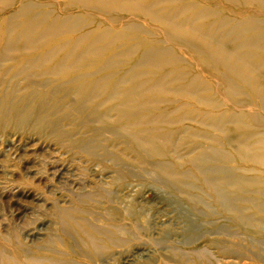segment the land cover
<instances>
[{"label":"rangeland","instance_id":"rangeland-1","mask_svg":"<svg viewBox=\"0 0 264 264\" xmlns=\"http://www.w3.org/2000/svg\"><path fill=\"white\" fill-rule=\"evenodd\" d=\"M39 1L51 3L47 8L54 9L52 15L59 14L60 4L66 3ZM210 1L216 9H224L222 1ZM262 1L260 13L263 15L260 16L264 18ZM196 2L209 3L208 0ZM252 6L249 4L246 8ZM13 9H3L0 17ZM65 11L84 15L88 19L86 24L94 20L109 21L113 17L118 20L117 27L119 22L129 19L122 13L97 14L80 6L66 7ZM135 19L144 22L143 18ZM89 24L80 32L97 26L95 22ZM76 35L49 39L45 47L31 55L70 42ZM152 38L146 34L132 35L108 47L104 56L118 50L120 44L137 43V52L130 60L110 70L118 74L126 71L142 51L152 46L148 43ZM161 38L162 35L155 36L154 44ZM174 45L176 52L182 53L192 64L142 69L150 70L151 74L139 81L151 83L166 72L184 69L189 76L196 74L208 85L216 84L209 75L215 73L213 67H197L196 62L204 61L203 58ZM184 82L171 86L174 88ZM213 97L226 104L218 93ZM146 99H168L173 103L140 112L139 116L169 112L179 101H188L184 97L157 94L146 95L138 101ZM188 102L193 104L191 100ZM115 104L116 101L110 105ZM234 106L226 104L220 109L237 112L239 109ZM243 106L248 107L247 104ZM191 107L196 111L206 110L201 105ZM98 112L105 113V108ZM55 113L49 116L53 119L51 122L46 118V111L29 113L26 121L18 126L10 114L0 119V264H264V209H255L257 202H264V196L235 194L250 198L239 203L244 206L243 215L249 218L241 221L233 213L224 211L212 197L213 185L227 192L231 190L206 182L198 171L213 170L221 164L194 162V157L202 152L199 145H213L202 136H220V132L192 121L183 123L189 127L185 132L178 130L182 126L180 123L149 125L159 131L175 132L170 144L159 146L163 154L160 155L159 151L144 152L135 144L124 142L126 138L120 133L114 135V126L109 125L116 121L115 113L104 117L103 125L85 124L88 111L81 114L70 111L66 120H61L58 106ZM38 115L45 120L35 127L33 120ZM54 119L60 120L55 126L52 125ZM247 132L264 130L252 127ZM160 167L166 170L165 174ZM226 167H249L252 172L248 175L262 176L259 167L239 160H232ZM236 172L244 174L241 170ZM219 176L218 173L210 174V178ZM253 219H260L263 229H259Z\"/></svg>","mask_w":264,"mask_h":264},{"label":"bare ground","instance_id":"bare-ground-1","mask_svg":"<svg viewBox=\"0 0 264 264\" xmlns=\"http://www.w3.org/2000/svg\"><path fill=\"white\" fill-rule=\"evenodd\" d=\"M62 1L66 3L64 6L60 4V13L52 15L54 9L47 8L51 4L48 2L0 0V12L14 8L11 13L0 17V119L10 114L18 126L26 121L29 113L46 111V118L51 122L53 119L49 116L56 114L58 106L62 112L61 120L68 119L70 111L78 114L88 111L85 124L103 125L104 117L115 113L116 121L109 125L114 126L112 133H120L126 138L124 142L133 143L144 152H160L159 146L170 144L175 135L174 131H159L149 125L173 126L180 123L182 126L178 130L185 132L189 127L183 123L197 122L221 133L220 136H202L221 148L202 144L199 145L202 152L194 157L195 163L221 165L213 170H198L199 173L206 182L230 189L227 192L213 185L214 201L239 220L248 221V216L243 215L244 206L239 203L250 198L235 194L264 196V132H247L252 127L264 130V18L260 16L263 1L220 0L224 5L222 11L211 5L210 0L207 5L196 0ZM249 4L253 6L247 9ZM71 6L110 16L122 13L129 19L122 20L117 27L115 23L118 20L113 17L105 22L94 20L95 28L80 32L89 24H86L88 19L78 13H65L66 7ZM137 17L143 18L144 22L135 19ZM74 33L77 35L70 42L31 55L45 47L49 39ZM142 34L153 38L162 35V38L155 44L153 38L148 40L152 46L142 51L123 73L110 70L129 61L137 52V43L120 44L118 50L104 56L108 47L126 37ZM174 44L203 58L204 61L196 62L197 67H213L215 73L209 75L216 84L208 85L196 74L189 76L184 69L166 72L151 83L139 81L151 74L150 70L142 69L158 70L181 63L192 64L182 53L176 52ZM96 62L101 63L100 66H88ZM106 70L109 71L97 76ZM182 81H185L182 85L172 88L171 84ZM19 84L21 88L14 87ZM217 93L227 105L233 104L239 110H221L226 104L213 97ZM150 94L184 97L193 104L179 101L169 112L139 116L140 112L157 110L160 105L173 103L168 99L138 101ZM238 96L242 97L241 100L236 99ZM115 101V105H110ZM193 105L204 106L206 110L196 111L191 107ZM102 108H105V113L98 112ZM44 120L38 115L33 125L36 127ZM54 120L53 126L60 121ZM158 154L163 155L162 151ZM232 160L254 164L260 168L262 176L248 175L252 172L249 167H226ZM159 170L166 173L162 167ZM237 170L244 174H238ZM215 173L221 176L210 178V174ZM236 205L238 207H234ZM255 209L262 211L264 202H257ZM254 221L259 229H263L260 219Z\"/></svg>","mask_w":264,"mask_h":264}]
</instances>
